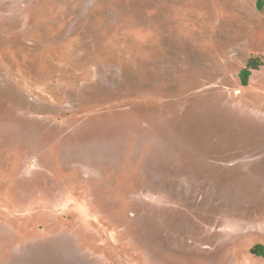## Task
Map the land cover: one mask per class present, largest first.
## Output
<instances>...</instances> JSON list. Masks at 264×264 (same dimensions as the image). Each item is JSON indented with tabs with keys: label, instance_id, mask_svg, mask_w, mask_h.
Here are the masks:
<instances>
[{
	"label": "rangeland",
	"instance_id": "374dc122",
	"mask_svg": "<svg viewBox=\"0 0 264 264\" xmlns=\"http://www.w3.org/2000/svg\"><path fill=\"white\" fill-rule=\"evenodd\" d=\"M257 244L264 0H0V264H264Z\"/></svg>",
	"mask_w": 264,
	"mask_h": 264
},
{
	"label": "trees",
	"instance_id": "16d2710c",
	"mask_svg": "<svg viewBox=\"0 0 264 264\" xmlns=\"http://www.w3.org/2000/svg\"><path fill=\"white\" fill-rule=\"evenodd\" d=\"M259 62L258 60L256 59H252L250 62H249V65L247 68H245L242 73H241V76H242V82L244 85H247L248 82H249V78L252 74V71L253 69H256L259 67ZM252 253L256 254V255H260V256H263L264 257V245L262 244H257L255 245L253 248H252Z\"/></svg>",
	"mask_w": 264,
	"mask_h": 264
}]
</instances>
